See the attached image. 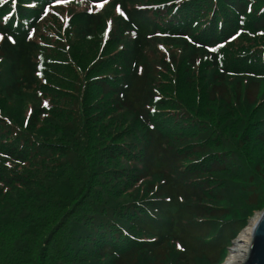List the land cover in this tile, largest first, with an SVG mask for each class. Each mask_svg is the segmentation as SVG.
Instances as JSON below:
<instances>
[{
  "label": "trees",
  "instance_id": "trees-1",
  "mask_svg": "<svg viewBox=\"0 0 264 264\" xmlns=\"http://www.w3.org/2000/svg\"><path fill=\"white\" fill-rule=\"evenodd\" d=\"M263 82L264 0H0V264H220Z\"/></svg>",
  "mask_w": 264,
  "mask_h": 264
},
{
  "label": "rangeland",
  "instance_id": "rangeland-1",
  "mask_svg": "<svg viewBox=\"0 0 264 264\" xmlns=\"http://www.w3.org/2000/svg\"><path fill=\"white\" fill-rule=\"evenodd\" d=\"M74 9L76 11H82L84 9H89V5L85 4L83 1H78L75 3H72ZM67 10L65 7L61 10L64 11ZM96 12H100V15L103 17L104 20L107 21H111L112 20V16L109 15V13H114L115 12V8H112L110 5H104L101 7H96ZM62 19V18H61ZM63 25L69 23V17L67 15V13L65 15H63V21H62ZM108 23V22H107ZM62 30V29H61ZM90 38V37H89ZM85 39L82 41V46L84 49H88L89 51H92L93 53H98V48L94 49L95 44L97 41H99V38H91V39ZM159 48L163 49V46L159 45ZM176 49V48H175ZM179 53V51H178ZM78 56V55H77ZM228 83L232 86H235L237 83H240L241 86L244 88L245 85L247 84L246 82H244V79L242 78H233L231 77L230 79H228ZM259 93H262V95H264V82L261 83L260 88H259ZM258 100L260 102V100L262 101L261 97H258ZM17 103L18 101L14 99V103H11L7 108L9 111L13 110L14 106L15 108L17 107ZM248 150V154L251 157V159L253 160L255 165L261 164V162L264 161V146L258 145L256 147L254 146H248L247 148ZM262 168V174L264 175V165L261 167ZM264 212V206L260 209H257L253 212L252 216L247 220V224L246 226L236 235V237L230 242V245L227 249V252L225 253L224 259L223 261L220 263H224L225 260L227 259L228 255H229V249L232 247V242H234L236 240V238L239 236V234L245 230V228L250 224V222L252 220H254L257 216H260L261 213ZM176 250V249H175ZM171 261H169L170 264H174L173 259L175 258V255L173 254V256H171Z\"/></svg>",
  "mask_w": 264,
  "mask_h": 264
},
{
  "label": "water",
  "instance_id": "water-1",
  "mask_svg": "<svg viewBox=\"0 0 264 264\" xmlns=\"http://www.w3.org/2000/svg\"><path fill=\"white\" fill-rule=\"evenodd\" d=\"M241 264H264V212L253 227L248 251Z\"/></svg>",
  "mask_w": 264,
  "mask_h": 264
},
{
  "label": "bare ground",
  "instance_id": "bare-ground-1",
  "mask_svg": "<svg viewBox=\"0 0 264 264\" xmlns=\"http://www.w3.org/2000/svg\"><path fill=\"white\" fill-rule=\"evenodd\" d=\"M258 217L252 220L245 230L239 234L229 249L227 259L222 264H241L244 262L250 244L252 230Z\"/></svg>",
  "mask_w": 264,
  "mask_h": 264
},
{
  "label": "snow or ice",
  "instance_id": "snow-or-ice-1",
  "mask_svg": "<svg viewBox=\"0 0 264 264\" xmlns=\"http://www.w3.org/2000/svg\"><path fill=\"white\" fill-rule=\"evenodd\" d=\"M177 247H179V245H177Z\"/></svg>",
  "mask_w": 264,
  "mask_h": 264
}]
</instances>
